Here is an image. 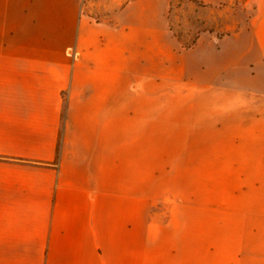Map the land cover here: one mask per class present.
<instances>
[{"label":"crops","instance_id":"0c3cea01","mask_svg":"<svg viewBox=\"0 0 264 264\" xmlns=\"http://www.w3.org/2000/svg\"><path fill=\"white\" fill-rule=\"evenodd\" d=\"M168 11L0 0V264H264V114H232L230 89L264 60L235 55L240 32L182 49ZM185 118L203 184L190 226L152 196Z\"/></svg>","mask_w":264,"mask_h":264},{"label":"rangeland","instance_id":"374dc122","mask_svg":"<svg viewBox=\"0 0 264 264\" xmlns=\"http://www.w3.org/2000/svg\"><path fill=\"white\" fill-rule=\"evenodd\" d=\"M168 1L170 30L182 49L193 46L200 36L216 41L240 32L230 43L235 55L245 54L251 71L262 58L264 60V0ZM187 44L191 46L185 47ZM235 77L238 86L233 84L230 88L232 114H264V72L258 73L254 81L248 80L247 84H242L247 79L243 74ZM221 106L217 104L216 107L222 114ZM198 108L200 111L208 109L207 104H200ZM190 121L185 118L182 131L168 135L167 166H153L152 182L153 212L160 213L163 221L182 222L189 226L195 221V186L197 193L200 186V200L203 195V184L194 180ZM202 210L200 201V218ZM196 216L198 221V213Z\"/></svg>","mask_w":264,"mask_h":264},{"label":"built area","instance_id":"2783aa9c","mask_svg":"<svg viewBox=\"0 0 264 264\" xmlns=\"http://www.w3.org/2000/svg\"><path fill=\"white\" fill-rule=\"evenodd\" d=\"M136 86L134 84L131 85V88H135Z\"/></svg>","mask_w":264,"mask_h":264},{"label":"trees","instance_id":"16d2710c","mask_svg":"<svg viewBox=\"0 0 264 264\" xmlns=\"http://www.w3.org/2000/svg\"><path fill=\"white\" fill-rule=\"evenodd\" d=\"M170 27V26H169ZM191 45H189V44H187V45H185V47H190Z\"/></svg>","mask_w":264,"mask_h":264}]
</instances>
